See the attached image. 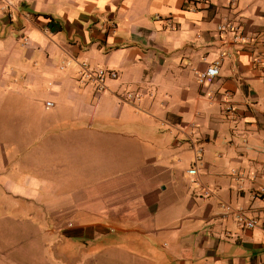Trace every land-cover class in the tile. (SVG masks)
Returning <instances> with one entry per match:
<instances>
[{
	"label": "crops",
	"instance_id": "crops-1",
	"mask_svg": "<svg viewBox=\"0 0 264 264\" xmlns=\"http://www.w3.org/2000/svg\"><path fill=\"white\" fill-rule=\"evenodd\" d=\"M5 2L0 260L59 240L85 263L74 242L112 238L118 263L264 264V0Z\"/></svg>",
	"mask_w": 264,
	"mask_h": 264
},
{
	"label": "rangeland",
	"instance_id": "rangeland-1",
	"mask_svg": "<svg viewBox=\"0 0 264 264\" xmlns=\"http://www.w3.org/2000/svg\"><path fill=\"white\" fill-rule=\"evenodd\" d=\"M227 121L229 124L233 125L231 119ZM227 121L223 123L226 124V126ZM223 173H225V169ZM110 241H113L112 238L107 239L104 246H88V249L85 245L74 242L72 250L77 249L84 252L82 254H85L84 256L89 259V261L85 263L79 261L74 262V260L72 261L68 256H65L63 253V241L59 242L58 240L57 243H55V241L52 240H44V242L40 241V247L35 249L31 243H27L21 250L18 247L11 246L8 259L11 258L12 261L2 259L0 260V264H130L129 262L118 263L117 253Z\"/></svg>",
	"mask_w": 264,
	"mask_h": 264
},
{
	"label": "built area",
	"instance_id": "built-area-1",
	"mask_svg": "<svg viewBox=\"0 0 264 264\" xmlns=\"http://www.w3.org/2000/svg\"><path fill=\"white\" fill-rule=\"evenodd\" d=\"M3 3L6 5L5 9H9L10 6L5 0H2ZM210 0H197V2L201 4H208ZM220 30H225V28H220ZM263 60L258 59L255 61L258 64H263ZM219 75V66L218 63H214L213 65L207 67L205 70L201 72L196 73V81L200 86L203 85H210ZM84 76L86 79L92 80L96 85H97V90L99 92H104L105 91V85H104V78L108 76L110 79H115L116 78V73L115 72H105V71H98L95 73H89L87 71L84 72ZM140 96L139 95H134L132 93H123L119 96V100L121 102H133L139 100ZM51 103H46V107L49 108L51 107ZM185 141L188 143L192 153H193V161H192V166L191 168L187 171L188 175L196 177L198 174V164L202 160V155H203V148L198 142L197 138L194 137L191 134H185ZM263 177H264V172H263ZM257 195H262L264 197V184L259 187L256 190ZM205 196H210L211 192L208 190L204 191ZM235 220L236 223L239 227L243 229H248V230H253L257 228L258 222L254 219H248L242 212H235Z\"/></svg>",
	"mask_w": 264,
	"mask_h": 264
}]
</instances>
